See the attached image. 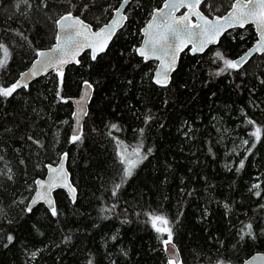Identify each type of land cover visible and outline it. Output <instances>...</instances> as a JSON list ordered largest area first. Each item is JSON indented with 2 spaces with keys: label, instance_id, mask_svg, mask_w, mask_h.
<instances>
[{
  "label": "trees",
  "instance_id": "trees-1",
  "mask_svg": "<svg viewBox=\"0 0 264 264\" xmlns=\"http://www.w3.org/2000/svg\"><path fill=\"white\" fill-rule=\"evenodd\" d=\"M119 1L71 3L77 5L74 14L79 15L80 5L88 2L89 10L81 17L98 26L111 15V9L105 11L107 6L115 8ZM161 1L132 0L126 9L128 20L107 50L96 61L84 53L80 64L67 66L62 90L57 74L51 72L32 81L28 89L18 90L14 98L0 100V155L4 157L0 170L7 165L15 173L14 182L0 177V264H89V260L93 264H166L149 212L162 213L173 222L174 243L184 264H216L218 260L238 264L254 252H264V235L259 234L264 228V209L259 207L264 199L249 192L258 180L264 188V138L248 155L252 128L245 124L244 115L264 125V84L260 83L264 53L249 59L244 75L216 76L223 66L215 58L217 50L232 59L255 39L252 26L233 29L201 54L183 52L169 85L155 84L151 79L154 63L144 62L134 47L141 40L140 25ZM38 2L33 0L34 7L25 18L16 12V0H0V39L12 53L7 68L0 70V84H11L36 50L53 42V21L67 10L69 0H49L50 8L43 12L35 8ZM208 2L213 6L215 2L220 10L213 13L221 14L230 0ZM16 29L31 43L16 35ZM84 80L93 84V95L83 138L70 143L72 104L67 98L78 93ZM58 91L67 103L59 99ZM148 115L153 119L145 123ZM113 123L119 131L110 128ZM29 136L40 140L43 148ZM243 139L250 144L242 145ZM118 141L129 150L141 143L143 153L151 149L126 181ZM63 152L68 153L67 166L77 189L75 202L64 190H56L60 213L56 217L43 203L31 213L22 211L28 200L13 204L31 196L28 186L34 190L33 182L43 176L45 164L54 163ZM245 155V168L236 172ZM117 183L122 187L113 196ZM112 204L114 212L101 211ZM242 222L253 223L256 240H239ZM8 233L16 240L4 248L3 236ZM35 250L40 252L32 260L29 253Z\"/></svg>",
  "mask_w": 264,
  "mask_h": 264
},
{
  "label": "snow or ice",
  "instance_id": "snow-or-ice-1",
  "mask_svg": "<svg viewBox=\"0 0 264 264\" xmlns=\"http://www.w3.org/2000/svg\"><path fill=\"white\" fill-rule=\"evenodd\" d=\"M129 4V0H121L120 4L116 8H112V5H108L105 11L111 9L114 13L111 20L108 23L103 24L98 30L93 31L92 25L85 22L81 16L85 11L89 10V3L85 2L79 7V15H74V11L77 10L75 3H69L67 10L58 16L53 22L56 27L55 44L47 51L36 50V60L33 62L32 67L28 72L21 73V78L15 82L5 86L0 84V100L7 101L14 98L15 94L20 89H28L29 81L42 73H47L50 69L54 71L59 80V89H63L64 85V68L70 63L80 64L78 57L85 49L91 51V60L96 61L101 53H104L109 45V42L116 35L117 30L122 28L125 22L128 20V16L125 14V8ZM205 6L211 15H205V12L201 10V6ZM23 6V11L21 10ZM34 7L33 0H16L15 10L25 18H28L29 13ZM35 8L40 11H44L50 8L49 0H39L35 4ZM181 9H186L180 15ZM216 11H219L217 8ZM213 7L208 4V0H165L162 7L155 9L151 14V19L142 29L143 42L141 45L134 47L136 55L141 57L144 62L150 60L158 61L155 71L152 74V80L155 84L161 87H167L171 82L172 73L176 70L179 54L184 49L191 46L190 51L192 54L203 53L209 45L217 44L220 42L222 36L228 32L229 29L241 28L244 29L247 25H253L257 33L256 39L252 48L248 49L243 55L236 59L227 58L223 52L217 50L215 52V58L221 61L223 66L218 69L214 74L220 76L222 74L232 72L238 75L246 74L245 65L249 62V59L254 53H264V0H230L226 13L221 15L212 14ZM45 15L47 13L45 12ZM12 17H9L11 19ZM195 18V19H193ZM15 34L21 37L24 41H28V38L19 29L14 30ZM241 39H244L241 36ZM12 53L8 43H5L3 39H0V70L6 69ZM131 83V81H129ZM260 83L264 84V79H260ZM239 87V85H237ZM93 90V84L88 81H83V94L76 103L80 106L79 112L73 115L77 118V124H80V117L86 116L87 111L84 107L86 100L90 99V92ZM60 100L67 103L68 100L63 96H60V92H57ZM254 107H259L258 104H254ZM264 110V109H262ZM245 115V124L251 126L252 131L248 135L252 138V142L248 139L242 140V145L250 146L247 148V154L251 155L252 150L256 148V145L264 138V125L259 124L252 117ZM153 117L148 115L145 117V123L151 121ZM163 126V125H161ZM111 129L119 131V126L115 123L110 125ZM143 135L144 129L140 130ZM111 135V133H109ZM187 135V133H186ZM83 138L82 125L73 130L69 142L76 143ZM28 140L37 144L43 148V144L40 140L34 139L32 136L28 137ZM143 145L138 144L132 147L131 150L127 146L123 145L122 141L117 143V155L119 156L120 163L123 165L122 179L126 181L134 175L135 170L148 158V154L151 153V149L148 153L142 152ZM211 151V149H209ZM235 151V149H233ZM238 154V153H237ZM248 155L240 159L238 165L235 168L236 172H240L245 168V161L248 159ZM4 157L0 155V160ZM68 159V153H63L60 158V162L53 166L52 164L46 165L49 171L47 179H37L33 183L35 184L34 195L31 198H21L13 200V204H24L25 200L28 203L22 209L26 213H31L33 207L38 203H45L49 206V211L53 217L58 216L60 213L56 207L55 201L52 198V192L58 187L67 188L71 194L73 202L76 199V189L68 182V173L65 169V161ZM24 163L23 160L20 161ZM6 170H0V177H5L7 181L14 182L15 173L11 167L5 166ZM232 170L231 168L229 169ZM29 191H33L31 185L28 186ZM122 184L117 183L114 186L112 195L116 196ZM249 192L255 197L264 199V188H262V182L259 180L253 183ZM226 211H230V205L225 203ZM261 209H264V204L259 205ZM116 208L115 204L107 206L102 209V212L111 213ZM3 214V209L0 208V215ZM182 214V213H181ZM152 228L158 234L163 250L168 253L166 264H184L181 259L180 252L174 243V229L172 227L173 222L168 219L164 214H157L155 212L147 213ZM9 223L12 221L9 220ZM260 235H264V228L260 229ZM166 235V238H164ZM238 238L240 241H244L246 238L251 240L257 239V232L252 222L243 223L239 229ZM3 238L6 243H3V247L7 248L13 244L16 237L11 234H4ZM112 240H116V236L111 237ZM235 247V246H233ZM123 251V250H122ZM40 250H35L29 253L30 258L35 260L39 255ZM125 256L127 252L123 253ZM253 264H264V253H258L252 257ZM89 264H93L89 260ZM216 264H227L224 260H218ZM243 264H250L249 261H243Z\"/></svg>",
  "mask_w": 264,
  "mask_h": 264
},
{
  "label": "water",
  "instance_id": "water-1",
  "mask_svg": "<svg viewBox=\"0 0 264 264\" xmlns=\"http://www.w3.org/2000/svg\"><path fill=\"white\" fill-rule=\"evenodd\" d=\"M131 1H132V0H129V3H130ZM120 2H121V0H120L119 3L116 5V7L119 6ZM164 2H165V0H162L161 4H160L159 6H157V7H155V8L152 9V11H151V13H150L148 19H147L146 22L143 24V26L140 28L141 40H140V43L138 44V46L142 44L143 39H144L142 29L145 27V25H146V24L148 23V21L151 19V14L153 13V11H154L155 9H158V8L162 7L163 4H164ZM128 5H129V4H128ZM128 5H127L126 8H125V14H126V9H127ZM116 7H115V8H116ZM184 11H186V9H181L180 12H177L176 14H177V15H180V14H181L182 12H184ZM225 13H226V11H224V13H222V14H225ZM74 15H77V14H74ZM113 15H114V13H113V11H112V12H111V15L109 16V18H108L106 21H104V22H102L101 24H99L98 26H94V25L91 24L90 22L86 21L85 19H84V20H85L86 23L92 25L93 31H96V30H98V28H99L100 26H102V25L105 24V23H108V22L111 20V18H112ZM126 15H127V14H126ZM205 15H207V14L205 13ZM214 15H219V14H214ZM220 15H221V14H220ZM57 18H58V17H57ZM81 18H82V17H81ZM209 18H211V16H209ZM82 19H83V18H82ZM193 19H195V18H193ZM247 26H252L253 31H254L255 35L257 36V33H256V31H255V27H254L253 25H247ZM120 29H121V28H120ZM235 29H237V28H235ZM238 29H241V28H238ZM56 30H57V29H56V27H55V33H56ZM118 30H119V29H118ZM118 30H117V31H118ZM230 30H233V29H229L228 31H230ZM55 33H54V39H53V42H52L48 47L40 48V49H38V50L47 51L49 48H51V47L55 44V42H56V41H55ZM113 38H114V37H113ZM113 38H112V39H113ZM257 38H258V36H257ZM111 41H112V40H111ZM111 41H110V42H111ZM110 42H109V44H110ZM215 45H216V44L209 45L208 48H209L210 46H215ZM253 45H254V44H252L248 49L252 48ZM190 48H191V46L189 45L188 48L184 49V51H182V52L179 54V59H180L181 54H182L183 52H185L186 50L189 51L190 54H192L191 51H190ZM206 49H207V48H206ZM206 49H205V50H206ZM248 49H247V50H248ZM247 50H246V51H247ZM246 51H245V52H246ZM245 52H244V53H245ZM84 53H88L89 56L91 57V51H90L89 49H85L84 51H82L81 54H80V56H81L82 54H84ZM244 53H243V54H244ZM197 54H201V53H197ZM243 54H242V55H243ZM255 54H261V53H254L253 55H255ZM253 55H252V56H253ZM80 56L78 57V59H80ZM240 56H241V55H240ZM238 57H239V56H237L236 58H238ZM36 58H37V57H36V53H35V57L32 59V61H31V62H30V63H29V64H28L23 70H21V71L19 72L18 76L16 77V79H15L13 82H15L17 79H20V78H21V73H25V72H28V71H29V69L32 67L33 62L36 60ZM236 58H235V59H236ZM179 59H178V61H177V66H178V63H179ZM150 61H153L154 64H155L154 67H153V70H152V74H153V72L155 71V68H156V65H157L158 61H155V60H150ZM148 62H149V61H148ZM72 64H75V63H70V64L66 65L65 68H64V71H65V69L67 68V66L72 65ZM176 68H177V67H176ZM51 72L55 73L54 71H52V70L50 69L47 73H42L41 75H39V76H37V77L31 79V80L29 81V84H30L32 81H34L35 79H37V78H39V77H42V76H46L47 74H49V73H51ZM151 79H152V75H151ZM152 81H153V80H152ZM93 90H94V89H93ZM93 90L90 92V99L86 100L85 103H84V107H85L87 113H88V109H89V103H90L91 98H92V95H93ZM82 94H83V81H82L81 84H80V89H79L78 93H77L76 95H74V96H71V97H68V98H67V99L71 102V104H72V112H71L72 127H71V130H70V134H71V135L73 134V130H74V129H76V128L80 127L81 125H83L84 120H85V117H86V116H81V117H80V124H77V118H76V116L73 115L74 113H78V112H79V107H80V106L76 103V101L80 99V97L82 96ZM63 153H65V152H63ZM63 153H62V154H63ZM62 154H61V155H62ZM61 155H60L59 159H58L57 161H55L54 163H47V164H45V171H44L43 176H39V177H37L35 180H37V179H47V177H48V175H49V171H48V168L46 167V165H48V164H52L53 166H55L56 164H58V163L60 162ZM64 166H65V169L67 170V173H68V182L71 184L72 187L75 188V186L73 185V183H72V181H71V178H70V172H69V169H68V166H67V161H65ZM35 180H34V181H35ZM34 189H35V184H34ZM58 189H62V190H64L65 193L68 195L69 199H70L71 201H73L72 198H71V194H70L69 190H68L67 188H64V187H58V188H56V189L53 190V192H52V198H53L54 201H55V194H54V192H55L56 190H58ZM75 189H76V188H75ZM76 194H77V191H76L75 195H76ZM33 195H34V190H33L32 194H31V196H30L29 198H31ZM27 203H28V202H27ZM41 203H43V202H41ZM38 204H39V203H38ZM43 204H44L45 207H47V208L49 209V206H48L47 204H45V203H43ZM35 206H36V205H35ZM177 249H178V248H177ZM258 253H264V252H263V251L254 252V253H252L250 256H248L247 258H245L244 260H242V262H240V263H238V264H243V261H245V260L249 261L250 264H253V262H252V257L255 256V255H257ZM164 254H165L166 258H167V257H168V253H166V252L164 251ZM257 264H258V262H257Z\"/></svg>",
  "mask_w": 264,
  "mask_h": 264
},
{
  "label": "rangeland",
  "instance_id": "rangeland-1",
  "mask_svg": "<svg viewBox=\"0 0 264 264\" xmlns=\"http://www.w3.org/2000/svg\"><path fill=\"white\" fill-rule=\"evenodd\" d=\"M208 4L212 5V7H213V12H219V11H216L217 8H215V2H214V6H213V3H212V2H208ZM202 7H203V8H206V7L203 6V5H202ZM218 9L220 10V8H218ZM213 12H212V14H215V13H213ZM205 13H206L207 15L211 16V15L209 14L208 10H206ZM223 13H224V12H223ZM219 15H220V14H219ZM140 28H141V25H140V27H139V30H140ZM246 49H247V48H246ZM246 49H245V50H246ZM245 50H244V51H245ZM240 54H241V53H240ZM232 59H234V58H232ZM154 65H155V64H154ZM71 124H72V121H71ZM124 146H127V145L125 144ZM127 147H128V146H127ZM56 157H57V156H56ZM56 157H55V158H56ZM55 158H54V159H55Z\"/></svg>",
  "mask_w": 264,
  "mask_h": 264
},
{
  "label": "flooded vegetation",
  "instance_id": "flooded-vegetation-1",
  "mask_svg": "<svg viewBox=\"0 0 264 264\" xmlns=\"http://www.w3.org/2000/svg\"><path fill=\"white\" fill-rule=\"evenodd\" d=\"M161 2H162V1H161ZM201 10H202V9H201ZM202 11H203V10H202ZM221 14H222V13H221ZM147 19H148V18H147ZM145 22H146V21H145ZM142 26H143V25H142ZM142 26H141V27H142ZM254 34H255V33H254ZM256 39H257V36L255 35V39L253 40L252 44L255 43ZM252 44H251V45H252ZM251 45H250V46H251ZM210 47H211V46H210ZM189 53H190V52H189ZM150 62H153V61H150ZM153 63H154V62H153Z\"/></svg>",
  "mask_w": 264,
  "mask_h": 264
},
{
  "label": "bare ground",
  "instance_id": "bare-ground-1",
  "mask_svg": "<svg viewBox=\"0 0 264 264\" xmlns=\"http://www.w3.org/2000/svg\"><path fill=\"white\" fill-rule=\"evenodd\" d=\"M85 121V120H84ZM84 124V123H83ZM82 128H83V125H82ZM73 183V182H72ZM74 185V184H73ZM75 186V185H74ZM76 188V187H75ZM76 191H77V189H76Z\"/></svg>",
  "mask_w": 264,
  "mask_h": 264
},
{
  "label": "clouds",
  "instance_id": "clouds-1",
  "mask_svg": "<svg viewBox=\"0 0 264 264\" xmlns=\"http://www.w3.org/2000/svg\"><path fill=\"white\" fill-rule=\"evenodd\" d=\"M236 58V57H235Z\"/></svg>",
  "mask_w": 264,
  "mask_h": 264
}]
</instances>
